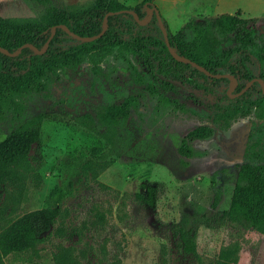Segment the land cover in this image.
Segmentation results:
<instances>
[{"label": "rangeland", "instance_id": "obj_1", "mask_svg": "<svg viewBox=\"0 0 264 264\" xmlns=\"http://www.w3.org/2000/svg\"><path fill=\"white\" fill-rule=\"evenodd\" d=\"M52 1L77 8L93 0ZM120 1L134 6L140 0ZM153 3L173 32L192 18L240 10L243 17L257 16V24L264 26V0ZM42 10L34 0H0V14L5 17H38ZM99 65L95 72L85 60L76 68L62 70L45 96L37 95L25 106L27 116L43 112L45 118L30 150L32 172L26 181V198L15 214L0 221V264H108L117 258L118 264H219L220 248L232 243L239 244L238 264H264V232L224 217L233 182L224 184L217 208L210 207L215 161L219 156L232 165L241 160L253 113L227 123L212 113L220 94L173 78L175 87L168 90L154 78L158 92L152 93L139 81L146 71L143 59L118 48ZM99 83L109 91L125 88L136 99L129 121L134 144L149 141L157 151L154 159L118 156L106 137L80 122L84 113L97 118L102 104ZM190 107L210 115L200 117ZM199 124L211 126L213 134L193 143L190 164L180 168L174 139ZM87 161L93 166L105 164L89 170L84 169ZM68 185L71 192L61 203L51 230L40 238L30 235L25 215L48 208L50 193ZM143 190H153L150 202L137 196ZM179 226L196 230L199 259L181 252L176 235Z\"/></svg>", "mask_w": 264, "mask_h": 264}, {"label": "trees", "instance_id": "obj_2", "mask_svg": "<svg viewBox=\"0 0 264 264\" xmlns=\"http://www.w3.org/2000/svg\"><path fill=\"white\" fill-rule=\"evenodd\" d=\"M43 6L37 17H5L0 14V48L16 52L26 43L42 49V53L24 46L16 55L0 51V221L15 214L26 198V181L32 172L30 150L38 141L43 112L26 115L25 106L33 97L46 94L62 70L73 69L87 60L97 72L100 63L114 48L122 53L140 56L146 67L140 82L152 93H157L153 79L159 81L162 89H174L170 78L188 83L195 89L221 96L213 105L212 113L220 119H235L253 113L247 133L241 161L233 165L224 157L215 161L211 171L213 196L210 207L216 209L223 196L225 183L233 182L232 193L224 217L231 223L246 229L264 232V26L258 25V18L243 17L240 11L223 13L206 19H189L176 32L171 31L162 17L171 47L180 57L195 61L205 67L210 75L190 63L175 59L169 52L156 14L146 23L139 20L147 17V9L157 8L153 0H140L134 6H127L120 0H93L77 7L58 6L52 0H34ZM158 9V8H157ZM119 11V12H118ZM107 16V28L102 36L92 41H81L65 31L80 36H93L103 29ZM117 12V13H116ZM55 31L52 32V28ZM162 76L161 79L157 75ZM231 75L237 80L233 93L241 92L245 85L255 79L250 87L235 97L227 91ZM102 104L94 119L90 113L80 116V122L98 131L113 144L112 151L126 155L133 160H152L156 148L149 141L134 144V129L130 125L131 107L136 99L125 88L109 91L99 83ZM200 117L210 114L203 109L190 107ZM89 119L90 121H85ZM133 122V121H131ZM209 125L199 124L183 136H177L176 149L179 154L177 165L186 168L193 155V143L213 134ZM118 141L119 144H116ZM105 162L95 163L98 167ZM94 166L87 161L84 169ZM173 174L176 172L170 169ZM137 196L150 202L149 192ZM71 189L59 186L50 193L49 207L28 212L24 224L30 235L40 238L47 234L60 212V206ZM103 219L102 215H99ZM181 252L199 259L196 246V230L179 226L176 229ZM239 244L222 246L218 254L219 264H238ZM119 258L108 264H118Z\"/></svg>", "mask_w": 264, "mask_h": 264}, {"label": "water", "instance_id": "obj_3", "mask_svg": "<svg viewBox=\"0 0 264 264\" xmlns=\"http://www.w3.org/2000/svg\"><path fill=\"white\" fill-rule=\"evenodd\" d=\"M125 11H127L128 13L133 14L134 17H135V19H136L137 21H139V23H141V24L148 22V20L150 19L152 13L154 12V13L156 14V17H157V20H158L159 26H160V28H161V30H162L163 35H164V38H165V41H166V45H167V47H168V50H169L170 54H171L175 59H177V60H179V61H183V62H185V63H190L191 65L195 66V67L198 68L199 70L205 72L207 75H210V72H209L205 67H203L202 65L198 64V63L195 62V61H191V60H189V59H187V58L180 57L179 55H177V53H176L175 50L171 47V45H170V43H169V41H168L167 31H166V29H165V27H164V25H163V23H162V17H161V15H160V13H159V10H158L157 8H155V7H151V8L149 9V15H148V17H147L145 20H143V21L138 19V16H137V14L135 13L134 10H125ZM118 12H119V11H118ZM116 13H117V12H116ZM109 14H113V12H108V13L105 15V17H104V23H103V29H102V31H101L100 33H98L97 35H93V36H80V35H77V34H75V33L70 32L69 29H68V27H66L65 25H61V27H62L65 31L69 32L73 37H75V38H77V39H79V40H81V41H92V40H94V39L99 38L100 36H102L103 32L105 31V29L107 28V25H108V24H107V16H108ZM55 28H56L55 26L52 28V32L55 31ZM47 45H48V40H47V42L45 43L44 47H43L42 49H40V50L37 49L36 47H34V46H33L32 44H30V43H26V44H24L22 47H24V46H28V47L32 48L35 52H37V53H42V52L45 50V48L47 47ZM22 47H20V48H19L16 52H14V53H10V52H8L6 49H4V48H0V51L6 53V54H8V55H16V54L21 50ZM225 76H229V78H230V79L232 80V82H233V85L228 89V92H227L228 95L232 97V96H234V95L231 93V91L234 89L235 85L237 84V80L235 79V77H233V76H231V75H225ZM254 80H255V79H252L251 81H249V82L245 85V87L242 89V91L238 93V95L241 94V93H243L244 91H246V90L250 87V85L252 84V82H253ZM259 82L261 83L262 89H263V91H264V83H263V81H262V80H259Z\"/></svg>", "mask_w": 264, "mask_h": 264}, {"label": "flooded vegetation", "instance_id": "obj_4", "mask_svg": "<svg viewBox=\"0 0 264 264\" xmlns=\"http://www.w3.org/2000/svg\"><path fill=\"white\" fill-rule=\"evenodd\" d=\"M149 9H150V8H148L147 10L149 11ZM153 13H154V12H153ZM153 13H152V14H153ZM147 14L149 15V12H148ZM148 15H147V17H148ZM151 16H152V15H151ZM147 17H146V18H147ZM146 18H145V19H146ZM150 18H151V17H150ZM145 19H144V20H145ZM142 21H143V20H142ZM148 21H149V20H148ZM231 86H232V85H230V87H231ZM235 86H236V85H235ZM230 87H229V88H230ZM234 89H235V87H234ZM234 89L231 91V93L234 95V96H232V97L237 96L238 93H239V92H238V93H233V92H234ZM227 92H228V91H227ZM217 94H219V93H217ZM227 94H228V93H227ZM220 95H221V94H220ZM239 95H240V94H239ZM228 96H229V95H228ZM229 97H231V96H229ZM240 161H241V160H240ZM240 161H239V162H240ZM229 163H230V162H229Z\"/></svg>", "mask_w": 264, "mask_h": 264}, {"label": "crops", "instance_id": "obj_5", "mask_svg": "<svg viewBox=\"0 0 264 264\" xmlns=\"http://www.w3.org/2000/svg\"><path fill=\"white\" fill-rule=\"evenodd\" d=\"M238 10H240V9H238ZM241 11V10H240ZM241 13H242V11H241ZM257 17V16H256Z\"/></svg>", "mask_w": 264, "mask_h": 264}]
</instances>
